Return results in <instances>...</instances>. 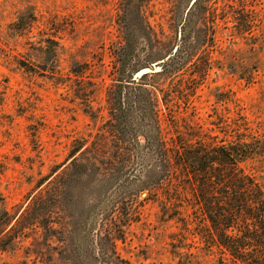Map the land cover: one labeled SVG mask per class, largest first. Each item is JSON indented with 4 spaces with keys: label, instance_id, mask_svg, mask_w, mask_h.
<instances>
[{
    "label": "trees",
    "instance_id": "16d2710c",
    "mask_svg": "<svg viewBox=\"0 0 264 264\" xmlns=\"http://www.w3.org/2000/svg\"><path fill=\"white\" fill-rule=\"evenodd\" d=\"M168 1L170 36L149 22L145 8L152 0H119L115 15L119 39L109 48L110 83L103 97L106 116L99 122L94 102L103 79L88 77L87 64L72 62L63 77L58 70V45L49 40L51 47L41 49L32 61H18L26 71L32 72L33 65L41 67V76L54 85L68 84L95 133L74 139L65 161L40 177L14 211L6 208L0 193V254L22 251L21 257H32L34 264H79V247L75 252L73 244L80 219L90 222L108 202L111 210L104 213L120 207L116 213L125 227L130 222L127 204L137 197L157 203L166 223L190 209L198 224L199 254L213 255L215 264H264V131L260 133L236 108L223 114L212 110L207 124L214 137L199 127L190 129L188 123L180 131L175 118L180 108L190 106L215 69L226 68L245 83L255 80L254 72L245 70L260 61L264 14L249 7L248 0H197L190 7L191 0ZM220 36L225 44L242 43V50L220 48ZM155 52L163 54L151 58ZM238 53L247 55V66ZM167 56L160 71L132 79L138 70L151 68ZM213 97L216 104L232 102L217 92ZM160 106L167 111L172 131L167 139ZM103 218L97 256L87 253V260L130 264L115 250L116 242L123 241V231L116 235L110 214ZM185 236L179 234L170 243L177 264H188L186 256L191 255L184 251ZM28 239L31 242L25 247Z\"/></svg>",
    "mask_w": 264,
    "mask_h": 264
},
{
    "label": "rangeland",
    "instance_id": "374dc122",
    "mask_svg": "<svg viewBox=\"0 0 264 264\" xmlns=\"http://www.w3.org/2000/svg\"><path fill=\"white\" fill-rule=\"evenodd\" d=\"M248 1L249 7L264 14V0ZM118 3L119 0H0V193L8 210L14 211L22 205L35 182L65 161L74 139L88 138L95 133L78 101L70 94L68 84L54 85L41 76V67L33 65L32 72L26 71L18 66V61H32L30 58L40 55L41 49L51 47L46 42L49 40L58 45V70L63 77L72 62L87 64L88 77L103 79V87L94 102V107L99 109V122L106 116L103 97L104 88L110 83L107 78L111 67L109 48L119 39L115 24ZM171 7L168 0H152L145 8L151 25L165 36L171 35ZM220 37V48L242 50V43L225 44L224 36ZM161 54L163 52L151 53L150 57L159 59ZM238 55L240 60L245 57L247 66L250 62L247 55ZM258 57L260 61L245 70L254 72L252 83L239 80L226 68L211 71L208 81L197 89L190 106L180 108L175 115L180 131H183L181 125L188 123L190 129L199 127L203 134L214 137V130L207 124L212 110L216 108L223 114L225 109L236 108L262 133L264 45ZM47 67L51 69L52 65ZM214 92L220 94L221 99L228 97L232 102L216 104ZM166 113L160 106L161 129L167 139L172 131ZM110 207L108 202L101 205L98 215L91 217L90 222L80 219L73 244L75 252L79 249V264H93L87 260V253L94 252L97 256V241L106 214H110L112 231L116 235L119 229L123 231V241L116 242L115 250L130 264H177L170 252V243L172 238H179V234L186 235L187 249L184 251L191 254L186 256L188 264H215L213 255L199 254L198 224L193 221L190 209L179 212L173 221L166 223L160 217L157 203L134 197L126 207L130 222L121 227L123 222L116 213L121 208L116 206L112 213H104L111 210ZM111 223H115L114 226ZM30 242L28 239L25 247ZM21 255L22 251L2 253L0 264H34L32 257L28 260Z\"/></svg>",
    "mask_w": 264,
    "mask_h": 264
},
{
    "label": "water",
    "instance_id": "95a60500",
    "mask_svg": "<svg viewBox=\"0 0 264 264\" xmlns=\"http://www.w3.org/2000/svg\"><path fill=\"white\" fill-rule=\"evenodd\" d=\"M197 1V0H191L190 1V4H189V7L192 6V4ZM188 7V8H189ZM188 10V9H187ZM177 47H174L173 49V52L176 50ZM169 58V56H167L164 60H160V61H157V62H154L151 64V68L150 67H146V68H142L140 70H138L137 72H135L133 75H132V79L133 80H138L141 76H143L144 74H147V73H150V72H158L160 71V64H162L165 60H167ZM142 197L145 196V194H142L141 195Z\"/></svg>",
    "mask_w": 264,
    "mask_h": 264
}]
</instances>
